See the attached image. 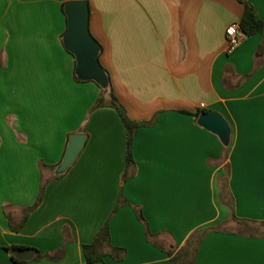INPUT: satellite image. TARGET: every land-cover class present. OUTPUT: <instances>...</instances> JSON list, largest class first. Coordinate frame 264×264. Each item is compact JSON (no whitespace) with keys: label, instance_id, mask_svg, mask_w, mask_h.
Wrapping results in <instances>:
<instances>
[{"label":"crops","instance_id":"1","mask_svg":"<svg viewBox=\"0 0 264 264\" xmlns=\"http://www.w3.org/2000/svg\"><path fill=\"white\" fill-rule=\"evenodd\" d=\"M65 1L0 0V264H87L83 245L104 226L94 264H264V232L224 228L231 211L264 227V0H247L261 32L231 52L239 0H86L99 63L140 123L129 165L117 112L92 108L107 94L74 79ZM199 109L227 121V146ZM75 132L84 147L57 174Z\"/></svg>","mask_w":264,"mask_h":264},{"label":"water","instance_id":"2","mask_svg":"<svg viewBox=\"0 0 264 264\" xmlns=\"http://www.w3.org/2000/svg\"><path fill=\"white\" fill-rule=\"evenodd\" d=\"M66 29L62 35V44L75 60L74 73L81 81H93L104 87L108 83L104 68L98 60L99 44L88 29L89 8L86 0H66L63 3ZM196 122L202 128L218 136L220 142L227 146L230 141V127L217 111L201 112ZM86 134L75 132L68 136V142L56 173L61 174L74 162L83 149ZM9 252L17 260H28L32 256L30 248H10Z\"/></svg>","mask_w":264,"mask_h":264},{"label":"trees","instance_id":"3","mask_svg":"<svg viewBox=\"0 0 264 264\" xmlns=\"http://www.w3.org/2000/svg\"><path fill=\"white\" fill-rule=\"evenodd\" d=\"M243 4V13L241 16V19L238 22V27L239 29L246 35H252L261 32L263 24L261 19L258 17L255 8L251 3H249L247 0H239ZM61 11L64 15L63 12V4L61 5ZM65 16V15H64ZM70 53V52H68ZM101 53V47L99 46V54ZM71 54V53H70ZM98 54V56H99ZM72 55V54H71ZM73 56V55H72ZM108 83L106 86L101 87L100 89L102 92L107 94V99L104 98L103 95H99L94 102L92 108H97V107H102V106H110L112 107L120 117L121 121L123 122L125 129H126V155H125V162L126 165H129L132 163V157H131V143L133 140L134 132L136 128L140 125L138 122H134L130 120L125 112L124 107L119 103L116 95L114 94V91L112 89L111 81L109 74L107 70L104 68ZM74 79L76 81H81L79 80L75 73H74ZM201 112H206L204 109H199L196 110V112L193 114L195 117H197ZM182 113H189L187 111H182ZM231 216L234 218V214L231 211ZM260 225H264L261 223ZM202 235V232L199 234L197 237V240H200ZM103 243H109V232L107 226L102 227L96 234L94 240L90 244L83 245V253H84V258L87 264H94L98 261L101 260L103 254L99 252V248ZM113 249L116 250H122V248H115ZM62 255V250H58L55 254L53 255H39L38 258H48V259H59ZM13 261L15 263H20L19 261H16L12 257Z\"/></svg>","mask_w":264,"mask_h":264},{"label":"rangeland","instance_id":"4","mask_svg":"<svg viewBox=\"0 0 264 264\" xmlns=\"http://www.w3.org/2000/svg\"><path fill=\"white\" fill-rule=\"evenodd\" d=\"M226 197L228 198L226 193L223 191L221 200L223 201V199ZM224 203H228V202L226 201ZM224 228L232 229V230H240V231H244L247 233L264 232V227H259L255 224H252L251 222H244V221L238 222L231 215L228 218V222L225 223Z\"/></svg>","mask_w":264,"mask_h":264},{"label":"built area","instance_id":"5","mask_svg":"<svg viewBox=\"0 0 264 264\" xmlns=\"http://www.w3.org/2000/svg\"><path fill=\"white\" fill-rule=\"evenodd\" d=\"M227 51L234 50L245 37V34L235 24H230L225 29Z\"/></svg>","mask_w":264,"mask_h":264}]
</instances>
